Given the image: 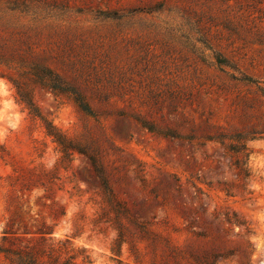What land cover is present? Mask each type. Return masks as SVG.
<instances>
[{
    "label": "rangeland",
    "instance_id": "374dc122",
    "mask_svg": "<svg viewBox=\"0 0 264 264\" xmlns=\"http://www.w3.org/2000/svg\"><path fill=\"white\" fill-rule=\"evenodd\" d=\"M21 1L0 21V57L13 59L0 64V232L12 190L33 181L32 215L47 216L44 194L63 206L53 237L91 264H264V0ZM19 59L48 67L93 117L31 85L33 116L7 80ZM48 126L97 156L112 203ZM41 170L51 177L28 174Z\"/></svg>",
    "mask_w": 264,
    "mask_h": 264
},
{
    "label": "trees",
    "instance_id": "16d2710c",
    "mask_svg": "<svg viewBox=\"0 0 264 264\" xmlns=\"http://www.w3.org/2000/svg\"><path fill=\"white\" fill-rule=\"evenodd\" d=\"M22 4L23 1L21 0L5 1L3 4L4 7L0 9V21L6 26L10 25L12 20L11 14L14 13L15 10H18L17 6H22ZM11 62H13V59L0 57V64L8 65ZM16 64L19 65V68H26V70H23L22 74H19L17 78L9 77L7 80L15 89L19 101L27 107L33 116L36 117L38 115L29 90L31 85L47 90L55 96L73 95V100L80 112L86 116L93 117V112L85 103L83 97L73 88L65 86L48 67L41 63L26 64L22 59L17 60ZM245 80L252 82L249 79ZM261 92L264 95V91ZM45 129L47 136L52 138L53 142L59 147L60 152L64 156H70L72 153L76 152L88 160L106 201L112 203L114 201V196L97 156L85 150L78 149L73 140L67 138L54 127L48 126L45 127ZM208 140L211 141L213 139ZM214 140H217V142L223 145L225 149H228V151L234 150L232 144L224 145V137L221 136ZM241 144L242 145L239 147H241L242 150H246L244 142ZM235 152L238 153L239 151ZM231 165L234 167L236 179H246L248 177L247 171L243 167L241 161H231ZM28 174L30 177H35L38 180L50 176V172L48 173L44 170H41L38 174L29 171ZM51 179H53V177L50 178V180ZM222 185L223 190L229 193L231 188L229 187L230 185L226 182H223ZM40 186L45 192L49 191L46 185L42 184ZM33 187L35 188V185H33V181H31L28 184L22 185L20 189L16 191L12 190L14 195L12 194L11 199L15 202L14 212L7 219L0 232V259H2L5 264H78L79 259L82 264H91L89 256L85 255L83 251H76L68 240H57L53 237L54 228L56 226L55 222L65 216L63 206L54 202L53 199H50L49 196L44 194L42 197L37 198L36 203H38L41 208L49 210L47 216L43 215L44 213L42 211H40L39 214L32 215L30 195ZM48 201H50L49 205L47 204ZM235 216L236 215H234L233 218H235ZM47 219L50 220L52 224H48ZM224 222L233 226H242V223L237 220L232 222L231 218L227 216H225Z\"/></svg>",
    "mask_w": 264,
    "mask_h": 264
}]
</instances>
